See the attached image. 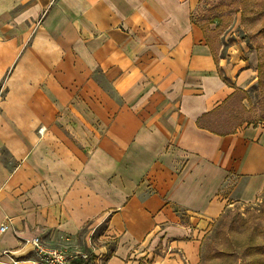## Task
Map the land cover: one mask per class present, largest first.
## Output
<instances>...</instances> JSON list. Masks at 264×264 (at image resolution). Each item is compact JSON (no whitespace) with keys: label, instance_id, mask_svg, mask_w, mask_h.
I'll return each instance as SVG.
<instances>
[{"label":"crops","instance_id":"1","mask_svg":"<svg viewBox=\"0 0 264 264\" xmlns=\"http://www.w3.org/2000/svg\"><path fill=\"white\" fill-rule=\"evenodd\" d=\"M202 1L0 0V264H40L35 237L94 250L102 225L105 264H198L257 200L264 125L198 126L253 72L224 76Z\"/></svg>","mask_w":264,"mask_h":264},{"label":"rangeland","instance_id":"2","mask_svg":"<svg viewBox=\"0 0 264 264\" xmlns=\"http://www.w3.org/2000/svg\"><path fill=\"white\" fill-rule=\"evenodd\" d=\"M194 18L211 38L217 60L224 65V76L233 67L236 79L245 70L253 71L245 80L249 85L244 89L247 91L244 105L253 111L250 115L253 123L264 125V113L259 106L262 86L258 82V67L264 64V0H203ZM217 119L224 121L223 117ZM223 215L225 219L214 223L204 236L198 264H250L251 261L264 264V254L248 257L244 252L248 241L264 238V190L254 203L235 204ZM105 232L104 225L97 228L90 236L94 250L87 248L81 252L93 254L96 248L94 264H105L114 248L112 241L105 238L101 242L98 238ZM105 243L108 252L101 255L99 249ZM141 264L150 263L144 260Z\"/></svg>","mask_w":264,"mask_h":264},{"label":"trees","instance_id":"3","mask_svg":"<svg viewBox=\"0 0 264 264\" xmlns=\"http://www.w3.org/2000/svg\"><path fill=\"white\" fill-rule=\"evenodd\" d=\"M201 28L206 34H208L202 26ZM258 69V82L259 85L262 86V99L259 103V106L262 107V110L261 108L260 110L264 113V64L261 63ZM225 80L228 81L226 77ZM246 99L247 91L242 89L236 90L223 102V104L215 108L213 111H210L203 115L198 120V126L202 129L209 130L210 132L218 135H228L236 133L237 130L245 124L258 125L256 122L253 123L252 119L250 118V115L251 113H253V111H251V109L247 108L246 105H244V100ZM218 117H221V119L223 117L224 121H220L219 119H217ZM224 219L225 217L222 214L218 220ZM244 252L245 255L248 257L264 254V238L261 240L252 239L248 241L244 246ZM95 261L96 256L94 254H90L86 259L79 258L75 261V264H94ZM250 264H262V262L257 263L255 261H251Z\"/></svg>","mask_w":264,"mask_h":264},{"label":"built area","instance_id":"4","mask_svg":"<svg viewBox=\"0 0 264 264\" xmlns=\"http://www.w3.org/2000/svg\"><path fill=\"white\" fill-rule=\"evenodd\" d=\"M44 132L41 128L39 133ZM9 222L6 221L0 226V234L5 233L9 229ZM27 245H30L34 250L37 261L40 264H75V261L79 258L86 259L90 254L81 252H70L62 248L50 247L44 243V241L35 237L26 241Z\"/></svg>","mask_w":264,"mask_h":264}]
</instances>
